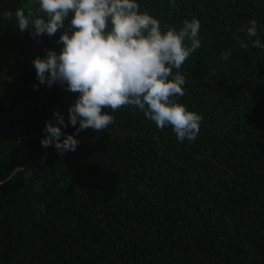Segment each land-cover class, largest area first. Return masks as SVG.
I'll return each mask as SVG.
<instances>
[{
	"label": "trees",
	"instance_id": "1",
	"mask_svg": "<svg viewBox=\"0 0 264 264\" xmlns=\"http://www.w3.org/2000/svg\"><path fill=\"white\" fill-rule=\"evenodd\" d=\"M138 2L164 30L201 22L200 48L173 69L186 79L176 101L203 117L196 140L123 106L75 152L42 147L78 95L33 87L32 61L61 33L33 38L0 17V264H264V51L241 31L255 19L264 43V0ZM20 8L42 15L37 0H0Z\"/></svg>",
	"mask_w": 264,
	"mask_h": 264
},
{
	"label": "clouds",
	"instance_id": "2",
	"mask_svg": "<svg viewBox=\"0 0 264 264\" xmlns=\"http://www.w3.org/2000/svg\"><path fill=\"white\" fill-rule=\"evenodd\" d=\"M37 3L42 15L34 17L29 12L26 16L20 8L14 14L0 12V17L14 18L19 31L31 29L33 38H53L59 30L56 43L61 45L60 50L47 49L43 57L32 61L39 82L33 87L38 90L40 85L51 88L59 84L66 91L78 93L68 109L67 122L59 111L46 122L42 147L54 146L58 155L75 152L81 131L106 130L114 122L116 110L123 106L138 108L159 129L171 126L179 142L196 140L203 117L176 101L177 96L185 94L186 79L173 69L179 70L201 46L198 18L184 20L179 30H164L157 18L141 11L138 0ZM241 31L251 40V47L264 51L255 19ZM238 43L241 48L249 47L248 41ZM230 56L225 52L221 58ZM104 108L111 113L102 112ZM69 125L75 133L63 131Z\"/></svg>",
	"mask_w": 264,
	"mask_h": 264
}]
</instances>
